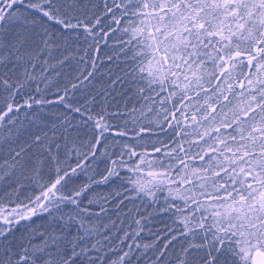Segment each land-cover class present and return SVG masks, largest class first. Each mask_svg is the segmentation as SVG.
Wrapping results in <instances>:
<instances>
[{
  "label": "snow or ice",
  "instance_id": "6c2138e0",
  "mask_svg": "<svg viewBox=\"0 0 264 264\" xmlns=\"http://www.w3.org/2000/svg\"><path fill=\"white\" fill-rule=\"evenodd\" d=\"M0 264H264V0H0Z\"/></svg>",
  "mask_w": 264,
  "mask_h": 264
},
{
  "label": "trees",
  "instance_id": "16d2710c",
  "mask_svg": "<svg viewBox=\"0 0 264 264\" xmlns=\"http://www.w3.org/2000/svg\"><path fill=\"white\" fill-rule=\"evenodd\" d=\"M108 43L111 44L112 43V40H109Z\"/></svg>",
  "mask_w": 264,
  "mask_h": 264
}]
</instances>
